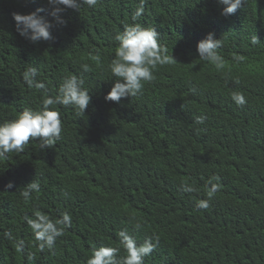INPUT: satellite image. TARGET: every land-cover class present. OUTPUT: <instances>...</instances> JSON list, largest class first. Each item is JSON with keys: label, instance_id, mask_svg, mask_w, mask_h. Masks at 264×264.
Wrapping results in <instances>:
<instances>
[{"label": "trees", "instance_id": "1", "mask_svg": "<svg viewBox=\"0 0 264 264\" xmlns=\"http://www.w3.org/2000/svg\"><path fill=\"white\" fill-rule=\"evenodd\" d=\"M139 4L64 8L60 25L48 0H0V122L41 108L69 74L91 95L83 117L50 106L63 124L53 147L41 150L30 138L24 151L0 158V264H86L94 247L119 246L125 228L138 242L159 236L145 264H264V0H246L228 16L219 0H145L136 22L156 29L170 62L137 96L106 101L117 79L109 68L114 37ZM37 10L53 24L50 41L17 32L13 14ZM209 32L222 42L220 68L197 52ZM255 35L261 41L253 46ZM30 67L46 91L28 87ZM234 93L246 103L237 105ZM200 115L203 124L195 122ZM217 177L210 207L197 210ZM31 180L41 190L25 201L20 192ZM185 181L197 190L184 192ZM36 211L72 217L51 251L40 250L25 221Z\"/></svg>", "mask_w": 264, "mask_h": 264}, {"label": "clouds", "instance_id": "2", "mask_svg": "<svg viewBox=\"0 0 264 264\" xmlns=\"http://www.w3.org/2000/svg\"><path fill=\"white\" fill-rule=\"evenodd\" d=\"M246 0H219L225 5L222 15L234 14L240 9ZM52 6L49 13L57 24L65 25L67 21L60 13L64 8L78 10L83 5L89 8L95 7L99 0H48ZM145 0H140V4L132 14L131 24H125L122 32H118L114 39L118 42L115 56L111 60L109 68L112 76L116 77V82L105 96L106 101L119 103L122 98L135 97L141 93L144 84L154 79V71L158 65L170 62L166 50L160 44V35L154 27H145L136 21L144 14ZM63 6V7H62ZM13 19L16 22L17 32L20 36L36 43L41 40L50 41L53 39L51 29L53 27L45 16L39 14V10L28 13H14ZM258 37L252 36L250 43L255 46L260 43ZM222 47L220 39H216L214 33L209 32L204 39L198 42L197 52L203 61L214 64L217 68L222 67L223 57L219 53ZM171 59H174L173 55ZM175 60V59H174ZM84 71H89L87 64L82 65ZM38 70L30 67L23 73V79L29 88L43 89L46 91V84L36 79ZM84 80L75 75L69 74L63 78L59 86L58 94L55 97L46 96L39 109L25 108L16 118L0 122V158H7L10 153H20L32 140L39 139V148L53 147L61 139L63 124L60 113L50 107L56 104L65 107L71 106L78 117H83L91 101L90 91L84 87ZM232 99L237 105H244L246 99L241 93H234ZM206 117L200 115L196 117L197 124H203ZM206 198H201L195 202L197 210H207L219 191V178L209 179ZM8 187H12L9 182ZM41 190L38 180H31L24 186L20 195L25 201L32 199L33 193ZM182 190L186 193H193L197 189L194 184L185 181ZM27 225L31 228L34 239L38 243L41 251L47 248L53 250L58 237L63 236L67 228L72 225L70 213L63 212L58 218H52L40 211L34 212L31 218L25 217ZM134 227L139 230L142 227L137 222ZM9 237L10 233H6ZM119 246L101 245L92 249L86 264H145V257L159 246L160 238L153 234L138 242L136 236L126 228L118 233ZM18 250H22L24 242L18 241ZM121 249L125 255L120 256Z\"/></svg>", "mask_w": 264, "mask_h": 264}]
</instances>
